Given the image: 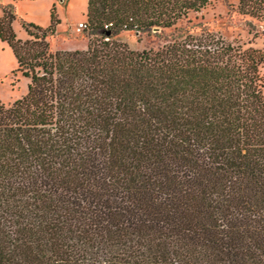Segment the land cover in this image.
Wrapping results in <instances>:
<instances>
[{"label":"trees","instance_id":"16d2710c","mask_svg":"<svg viewBox=\"0 0 264 264\" xmlns=\"http://www.w3.org/2000/svg\"><path fill=\"white\" fill-rule=\"evenodd\" d=\"M206 4L87 0L82 51L51 50L54 7L46 28L2 8L28 83L0 103V264H264V52L118 39Z\"/></svg>","mask_w":264,"mask_h":264},{"label":"rangeland","instance_id":"374dc122","mask_svg":"<svg viewBox=\"0 0 264 264\" xmlns=\"http://www.w3.org/2000/svg\"><path fill=\"white\" fill-rule=\"evenodd\" d=\"M0 0V16L5 5H11L19 18L46 28L54 7L60 24L47 41L52 51L86 50L90 31H77L86 22V0ZM199 12H190L174 28L138 34L120 29L118 39L133 51L157 49L166 41L185 35L212 34L245 48L264 52V0H206ZM71 27V28H70ZM13 30L20 40L27 35L18 22ZM264 75V65L261 67ZM28 80L17 72V64L6 43L0 42V103L11 104L26 94Z\"/></svg>","mask_w":264,"mask_h":264},{"label":"built area","instance_id":"2783aa9c","mask_svg":"<svg viewBox=\"0 0 264 264\" xmlns=\"http://www.w3.org/2000/svg\"><path fill=\"white\" fill-rule=\"evenodd\" d=\"M109 26H111V25H108V26H106L105 28H108ZM85 28H86V24L83 23V22H81V23H79V24L77 25L76 30L79 31V32H81V31H83Z\"/></svg>","mask_w":264,"mask_h":264},{"label":"crops","instance_id":"0c3cea01","mask_svg":"<svg viewBox=\"0 0 264 264\" xmlns=\"http://www.w3.org/2000/svg\"><path fill=\"white\" fill-rule=\"evenodd\" d=\"M17 1H20V0H17ZM56 1V0H55ZM58 1V0H57ZM60 2H63V0H61ZM86 2H87V0H86ZM6 6V5H5ZM86 9H87V5H86ZM15 10V9H14ZM2 15V14H1ZM85 15H86V10H85ZM1 17V16H0ZM58 17H59V15H58ZM79 24V23H78ZM77 24V25H78ZM14 25V24H13ZM71 28V27H70ZM82 51V50H81Z\"/></svg>","mask_w":264,"mask_h":264}]
</instances>
